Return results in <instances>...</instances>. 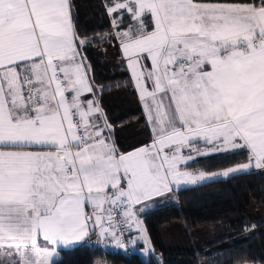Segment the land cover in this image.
<instances>
[{"label":"snow or ice","instance_id":"1","mask_svg":"<svg viewBox=\"0 0 264 264\" xmlns=\"http://www.w3.org/2000/svg\"><path fill=\"white\" fill-rule=\"evenodd\" d=\"M75 8L0 0V264L126 250L134 228L150 247L139 214L206 178L185 170L195 156L244 155L226 178L264 170V0H105L150 134L131 151L115 143Z\"/></svg>","mask_w":264,"mask_h":264},{"label":"trees","instance_id":"2","mask_svg":"<svg viewBox=\"0 0 264 264\" xmlns=\"http://www.w3.org/2000/svg\"><path fill=\"white\" fill-rule=\"evenodd\" d=\"M74 13L81 38H95L83 55L91 65L101 107L114 125L115 143L121 151L149 143V130L135 93L129 90L126 72L122 67L108 71L93 52V46L114 30L104 6L98 0H81ZM101 87L105 89L102 93ZM118 91L123 93L113 95ZM245 161L244 155L219 154L198 158L186 168L212 173ZM173 194L174 202L140 215L150 240L146 258L137 252L101 250L95 243H83L62 251L56 259L59 264H236L237 257L245 256L248 264H264V215L257 221L254 217L257 206L264 209V170L182 188ZM172 226H178L182 237L166 245L163 232Z\"/></svg>","mask_w":264,"mask_h":264},{"label":"crops","instance_id":"3","mask_svg":"<svg viewBox=\"0 0 264 264\" xmlns=\"http://www.w3.org/2000/svg\"><path fill=\"white\" fill-rule=\"evenodd\" d=\"M80 1L81 0H75V2H76V4L77 5H79L80 4ZM103 2H104V4H105V0H102ZM74 11V10H73ZM74 15H75V13H74ZM112 31H114V30H112ZM112 31H110V32H112ZM104 41H102V42H100V43H98V44H96L95 46H93V52L97 55V57L99 58V60H100V62L102 63V65L104 66V67H106V69L109 71L110 70V72H116L118 69H119V67H121V61H120V53H119V48H118V45L116 44V42L115 41H111V40H109L108 38H107V36L105 35L104 36ZM126 90V89H125ZM130 91H132V92H134L133 90H132V88L130 87V89H129ZM135 93V92H134ZM97 96L99 97V93H98V91H97ZM135 96H136V99H137V103H138V106L141 108V110H142V113H143V109H142V105H141V103L139 102V100H138V96H137V94L135 93ZM143 116H144V113H143ZM145 119V118H144ZM219 154H221V153H214V154H211V155H219ZM211 155H207V156H211ZM201 157H206V156H195V158L193 159V160H191L190 162H192V161H194V160H198V158H201ZM189 162V163H190ZM229 168H227V169H224L225 171L226 170H228ZM186 171H188L189 173H191V174H193L194 176H198L200 173H196V172H192V171H190V170H188V169H186ZM223 170H221V171H218V172H213V173H208L209 175H211V174H219V172H222ZM201 173H203V172H201ZM209 175H205V179L204 180H198V181H200L198 184H201V183H204V182H209V181H213V180H217V179H214L213 177H207V176H209ZM220 179H226V178H220ZM198 184H196V185H198ZM184 187H189V186H195V184H193V185H184V184H182ZM181 186V185H180ZM179 186V187H180ZM175 187V186H174ZM183 187V188H184ZM170 194V196H171V198L174 200V198H173V194H172V192L171 193H169ZM157 203H153V202H149V207L143 212V213H145V212H148V211H151V210H153V209H155V208H157V204H160L161 203V201H160V198H157ZM173 202V201H172ZM139 207V206H138ZM159 207V206H158ZM143 213H140L139 214V220H140V215L141 214H143ZM142 222H141V220H140V227L142 228ZM144 228V227H143ZM135 232H138V231H136L135 230V228L132 230V235L135 233ZM133 237V236H132ZM143 248H141V249H139V250H142ZM139 250H137V253L139 254ZM130 252H135V251H130ZM150 253V252H149ZM140 256L141 257H143V258H146V257H144L143 255H141L140 254Z\"/></svg>","mask_w":264,"mask_h":264},{"label":"rangeland","instance_id":"4","mask_svg":"<svg viewBox=\"0 0 264 264\" xmlns=\"http://www.w3.org/2000/svg\"><path fill=\"white\" fill-rule=\"evenodd\" d=\"M98 4H102L104 6V2L102 0H98ZM130 89V88H129ZM122 91H118L117 94H113V95H120ZM123 93V92H122ZM128 93V92H126ZM196 160L192 161V162H195ZM192 162H190L189 164H191ZM234 167V166H233ZM231 168V167H230ZM188 169V168H185V170ZM190 170V169H188ZM252 170H256V169H252ZM192 172H196V173H201L200 171H196V170H190ZM225 170H223L222 172H219V174H211L209 175L208 173H204L205 175H209L207 177H213L214 179H220V178H226L222 175V173L224 172ZM213 173V172H212ZM200 181H197L196 184H198ZM205 183V182H204ZM195 184V186H196ZM202 184V183H201ZM199 185V184H198ZM184 186L181 185L180 187L176 188L174 187V191L176 190H179V189H182ZM189 187H193V186H189ZM186 188V187H184ZM172 191V194L173 192ZM173 198H174V194H173ZM160 201L161 203L160 204H157V208L158 206L161 207V206H164L166 204H169V203H172V201L174 202V200L171 198L170 194L168 193L166 197H161L160 198ZM157 203V202H156ZM257 209L258 211L256 212V215L254 216L256 221L258 220V218H262V216L264 215V209L262 206H257ZM143 228V226H142ZM144 229V228H143ZM196 235H198L199 233L201 232H194ZM201 234H204L203 232ZM205 235V234H204ZM207 235H209V233H207ZM133 240H127L126 243H127V249L130 251H135L137 252V250L140 249L139 247V244L142 245V250H139V254L143 255L144 257L148 256L149 255V252H150V249L149 247H145L144 243H143V240L139 239V232H135L133 235ZM163 237H164V240H165V244L166 245H169V243L171 244H174L177 242L178 238L182 237L180 232L178 231V226H172L170 229H168L166 232H163ZM216 237V236H215ZM126 239H128V236L126 237ZM206 239L208 240H212L213 238L212 237H207ZM182 243V242H181ZM106 250L108 249H113V250H118V248L116 247H113L111 245H109L107 248H105ZM126 249V250H127ZM125 250V249H124ZM96 264H104V263H96Z\"/></svg>","mask_w":264,"mask_h":264},{"label":"built area","instance_id":"5","mask_svg":"<svg viewBox=\"0 0 264 264\" xmlns=\"http://www.w3.org/2000/svg\"><path fill=\"white\" fill-rule=\"evenodd\" d=\"M128 236V233L126 232L125 233V237H124V239H125V241H127L128 239H126V237ZM114 247V246H113ZM101 250H106L105 248H103V249H101ZM108 250H111V251H119L120 253H129V250L127 249V250H124V249H118V250H113V249H108Z\"/></svg>","mask_w":264,"mask_h":264}]
</instances>
